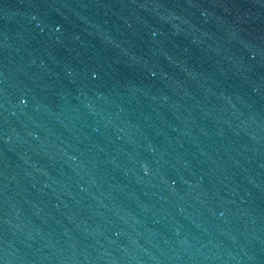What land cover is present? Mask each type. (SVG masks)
Returning a JSON list of instances; mask_svg holds the SVG:
<instances>
[{
  "label": "water",
  "instance_id": "95a60500",
  "mask_svg": "<svg viewBox=\"0 0 264 264\" xmlns=\"http://www.w3.org/2000/svg\"><path fill=\"white\" fill-rule=\"evenodd\" d=\"M0 264H264V0H0Z\"/></svg>",
  "mask_w": 264,
  "mask_h": 264
}]
</instances>
